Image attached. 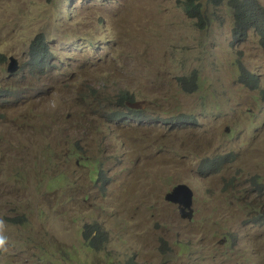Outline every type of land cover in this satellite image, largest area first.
I'll return each instance as SVG.
<instances>
[{"label":"rangeland","instance_id":"obj_1","mask_svg":"<svg viewBox=\"0 0 264 264\" xmlns=\"http://www.w3.org/2000/svg\"><path fill=\"white\" fill-rule=\"evenodd\" d=\"M202 1L200 26L179 0H0V264H264V47ZM125 92L145 121L109 118Z\"/></svg>","mask_w":264,"mask_h":264},{"label":"trees","instance_id":"obj_2","mask_svg":"<svg viewBox=\"0 0 264 264\" xmlns=\"http://www.w3.org/2000/svg\"><path fill=\"white\" fill-rule=\"evenodd\" d=\"M213 6H218L224 0H209ZM227 5V8L235 16L234 22V40L243 41L248 36V31L253 29L259 38L260 44L264 47V6L258 0H225L223 2ZM181 10L190 17L196 18V22L201 26L204 25L207 20L205 13V7L202 0H179ZM205 20V21H204ZM42 34L36 35V38L29 46L28 55H30L29 63L36 64L38 67H43L46 60L51 57L49 48L44 44L42 39ZM0 55V60H2ZM243 70V67H241ZM247 71H243L241 74V79H244L248 84L255 85L257 77L255 75H250ZM191 81L188 76L181 77L179 79L183 87L188 85H195V74L191 76ZM190 90V89H189ZM133 95L128 93H120L118 99L122 103V109L114 110L109 113V118H124L129 117L137 121L146 120L143 119L146 116V111L142 108L128 106L127 103H133ZM138 105V104H137ZM136 106V105H135ZM177 121H184V117L176 119ZM186 121V120H185ZM225 158H215L211 162L210 167H215L218 170L226 163ZM204 166L201 167V173H204ZM100 180L97 185L100 188L101 180H105L103 172H99ZM107 181V180H106ZM257 190L264 189V184H256ZM259 222L264 219L262 213L257 216ZM84 240L87 242L88 246L93 249H100L101 243L106 238V231L102 225L95 223L87 227L83 231Z\"/></svg>","mask_w":264,"mask_h":264},{"label":"water","instance_id":"obj_3","mask_svg":"<svg viewBox=\"0 0 264 264\" xmlns=\"http://www.w3.org/2000/svg\"><path fill=\"white\" fill-rule=\"evenodd\" d=\"M16 68V61L10 58L7 69L12 72ZM133 105V104H132ZM193 191L187 185H178L174 190L167 194L165 200L178 206L180 217L182 219H193Z\"/></svg>","mask_w":264,"mask_h":264},{"label":"clouds","instance_id":"obj_4","mask_svg":"<svg viewBox=\"0 0 264 264\" xmlns=\"http://www.w3.org/2000/svg\"><path fill=\"white\" fill-rule=\"evenodd\" d=\"M218 6H220V5H218ZM187 16V15H186ZM190 17V16H189ZM194 18V17H193ZM195 20H196V18H194ZM250 30H253V29H250ZM249 30V31H250ZM249 31H248V33H249ZM235 40H233V42H234ZM15 61H16V68L12 71V72H10V71H8V69H7V66H8V64L6 65V71L7 72H9V73H16L17 71H18V69H19V64H18V62H17V59L15 58ZM44 74H41V75H37V76H35V77H38L39 79L43 76ZM34 77V78H35ZM24 95H26V96H28L29 98H30V100L32 101L33 99H32V89H30L29 87H28V85H26L23 89H22V91L20 92V94H19V100L22 98V96H24ZM133 104V105H132ZM138 103L134 100L133 101V103H127V105L128 106H135V105H137ZM178 207V206H177ZM4 239H5V237H3V236H0V243H3V241H4Z\"/></svg>","mask_w":264,"mask_h":264}]
</instances>
